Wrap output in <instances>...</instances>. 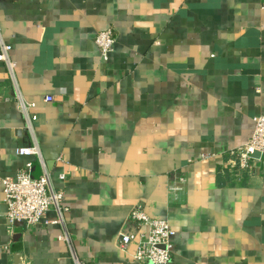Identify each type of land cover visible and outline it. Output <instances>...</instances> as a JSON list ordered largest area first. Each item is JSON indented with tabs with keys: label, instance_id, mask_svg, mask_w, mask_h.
Listing matches in <instances>:
<instances>
[{
	"label": "crops",
	"instance_id": "crops-1",
	"mask_svg": "<svg viewBox=\"0 0 264 264\" xmlns=\"http://www.w3.org/2000/svg\"><path fill=\"white\" fill-rule=\"evenodd\" d=\"M0 26V182L37 179V145L69 206L9 233L0 183V264H139L117 248L137 206L175 232L169 264H264V157L229 163L264 115V0H0Z\"/></svg>",
	"mask_w": 264,
	"mask_h": 264
},
{
	"label": "built area",
	"instance_id": "built-area-1",
	"mask_svg": "<svg viewBox=\"0 0 264 264\" xmlns=\"http://www.w3.org/2000/svg\"><path fill=\"white\" fill-rule=\"evenodd\" d=\"M115 39L111 30L99 32L94 40L103 61L109 59L113 50ZM12 46L7 43L2 34L0 26V62L5 65L7 74L15 83V63L11 58ZM18 106L24 115L27 129L33 131L32 122L36 120L34 114L29 111L35 108L34 103L21 100L19 94ZM45 102H51L52 98L46 96ZM254 128L247 142L230 152L233 157L229 161L230 166L238 171H250L253 165L254 156L258 155V161L264 157V115H257L253 118ZM18 154L21 156L39 157L42 173L37 179L31 177V164L27 163L20 168L14 178H3L1 189L3 203L7 208V229L12 233L14 225L23 223L27 226L45 224H64V215L68 213L69 206L64 202L62 190H56L46 170L45 163L40 156L37 145L19 148ZM60 180L65 176L60 175ZM186 183L184 177L176 178V185L169 188L170 192L175 193L181 190V186ZM55 212V219L46 220L48 211ZM129 228L119 234L117 248L128 254L132 262L139 264H169L172 257L173 239L175 232L166 220L150 218L140 206H137L129 213ZM67 235L60 239L67 241ZM9 253V247L5 246ZM132 250V251H130ZM73 264H87L78 259L73 260Z\"/></svg>",
	"mask_w": 264,
	"mask_h": 264
}]
</instances>
